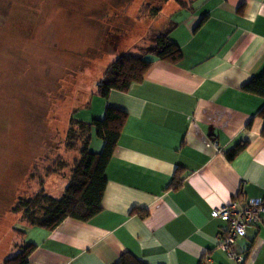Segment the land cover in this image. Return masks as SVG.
Returning a JSON list of instances; mask_svg holds the SVG:
<instances>
[{"label": "crops", "instance_id": "obj_1", "mask_svg": "<svg viewBox=\"0 0 264 264\" xmlns=\"http://www.w3.org/2000/svg\"><path fill=\"white\" fill-rule=\"evenodd\" d=\"M173 2L165 28L172 24L181 61L149 58L141 83L106 100L91 94L76 114L84 123L106 107L127 115L105 168L101 211L52 231L23 228L21 244L35 246L29 264H115L124 253L143 264H199L203 256L207 264H264V213L236 245L240 262L217 248L224 224L213 216L234 198L264 199V99L243 90L264 71V0ZM177 170L183 180L172 189Z\"/></svg>", "mask_w": 264, "mask_h": 264}, {"label": "rangeland", "instance_id": "obj_2", "mask_svg": "<svg viewBox=\"0 0 264 264\" xmlns=\"http://www.w3.org/2000/svg\"><path fill=\"white\" fill-rule=\"evenodd\" d=\"M173 4L0 0V261L28 227L17 203L60 198L72 178L88 135L76 114L107 65L148 46ZM100 143L92 129L89 152L99 153Z\"/></svg>", "mask_w": 264, "mask_h": 264}, {"label": "trees", "instance_id": "obj_3", "mask_svg": "<svg viewBox=\"0 0 264 264\" xmlns=\"http://www.w3.org/2000/svg\"><path fill=\"white\" fill-rule=\"evenodd\" d=\"M183 6V0H173ZM170 26L154 33L148 46L141 49L137 56H119L109 63L101 80L92 92L106 100L112 90L126 92L130 85L141 83L149 69L152 59H159L170 64H177L182 54L177 45L169 40L172 31ZM200 25V24H199ZM198 27V26H197ZM243 90L251 95L264 99V71L252 78ZM264 122V106L257 114ZM127 115L125 112L106 107L100 120H92L86 124L88 135L82 145V154L74 163L72 178L67 183L60 198L47 195H37L26 201H19L14 210L22 213V218L28 227H37L52 231L65 219L71 218L82 222L89 221L101 211V199L104 193L106 179L105 168L117 145ZM249 126V125H248ZM94 130L98 139L103 142L99 153L89 152L90 133ZM264 138V124L261 132ZM246 146L242 143L226 153L230 161ZM183 172L177 170L170 187L177 189L182 183ZM131 214L146 216L145 211L132 210ZM21 236L23 232L17 231ZM35 246L28 243L20 244L17 251L8 257L3 264H29L28 258ZM115 264H143L128 253L122 254Z\"/></svg>", "mask_w": 264, "mask_h": 264}, {"label": "built area", "instance_id": "obj_4", "mask_svg": "<svg viewBox=\"0 0 264 264\" xmlns=\"http://www.w3.org/2000/svg\"><path fill=\"white\" fill-rule=\"evenodd\" d=\"M262 213H264V199L260 198L246 201L234 198L217 207L213 216L224 224V228L217 237V248L225 252L229 259L242 261L243 257L236 253V245L239 239L245 237L249 227L259 226ZM207 263L208 257L203 256L199 264Z\"/></svg>", "mask_w": 264, "mask_h": 264}, {"label": "bare ground", "instance_id": "obj_5", "mask_svg": "<svg viewBox=\"0 0 264 264\" xmlns=\"http://www.w3.org/2000/svg\"><path fill=\"white\" fill-rule=\"evenodd\" d=\"M245 143V142H244ZM229 202H230V200H229Z\"/></svg>", "mask_w": 264, "mask_h": 264}]
</instances>
